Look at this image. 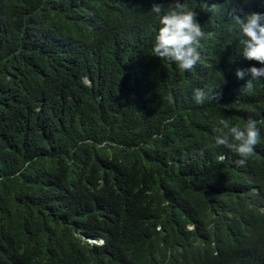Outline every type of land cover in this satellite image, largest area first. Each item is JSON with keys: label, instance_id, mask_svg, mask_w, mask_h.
Instances as JSON below:
<instances>
[{"label": "trees", "instance_id": "1", "mask_svg": "<svg viewBox=\"0 0 264 264\" xmlns=\"http://www.w3.org/2000/svg\"><path fill=\"white\" fill-rule=\"evenodd\" d=\"M156 2L0 0V264H264V78L242 92L233 20L264 0H180L205 33L184 71ZM249 115L239 166L214 127Z\"/></svg>", "mask_w": 264, "mask_h": 264}, {"label": "clouds", "instance_id": "2", "mask_svg": "<svg viewBox=\"0 0 264 264\" xmlns=\"http://www.w3.org/2000/svg\"><path fill=\"white\" fill-rule=\"evenodd\" d=\"M150 11L157 15L160 25L154 37L153 54L175 62L181 71L191 70L201 60V38L205 35L197 13L186 8L180 0H176L175 6L168 10H165L161 2L153 3ZM233 20L243 46L240 53L250 61L259 62V66L252 64L237 68L235 72L240 79L248 76L242 92H250L254 81L264 78V12L254 10L243 16L234 14ZM193 98L196 104H203L212 97L205 88L198 87L194 89ZM214 131L215 145L226 146L238 154L240 158L236 163L239 166L247 163L254 152V146L261 139L258 121L252 115L243 124H231L220 118ZM223 158V155L219 157L221 160ZM89 243L102 244L104 238L93 236L89 238Z\"/></svg>", "mask_w": 264, "mask_h": 264}]
</instances>
